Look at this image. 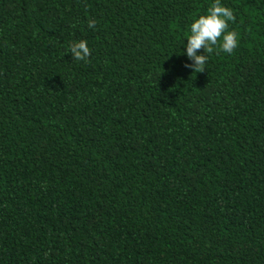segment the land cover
I'll list each match as a JSON object with an SVG mask.
<instances>
[{"label":"trees","instance_id":"obj_1","mask_svg":"<svg viewBox=\"0 0 264 264\" xmlns=\"http://www.w3.org/2000/svg\"><path fill=\"white\" fill-rule=\"evenodd\" d=\"M214 2L0 0V264H264V0L193 71Z\"/></svg>","mask_w":264,"mask_h":264},{"label":"clouds","instance_id":"obj_2","mask_svg":"<svg viewBox=\"0 0 264 264\" xmlns=\"http://www.w3.org/2000/svg\"><path fill=\"white\" fill-rule=\"evenodd\" d=\"M234 20L233 11L223 6L220 0H215L206 14L195 18L190 26L187 38L183 42L184 55L191 61L186 65L196 71H203L207 63V54L213 46L219 45L222 52L232 54L238 46L237 33L229 29V22ZM95 21L89 22V27L95 28ZM71 56L76 60H85L90 55L88 43L85 40L73 42L69 46Z\"/></svg>","mask_w":264,"mask_h":264}]
</instances>
